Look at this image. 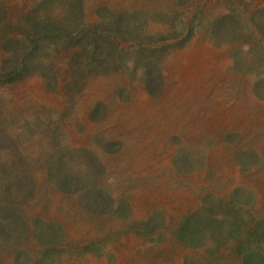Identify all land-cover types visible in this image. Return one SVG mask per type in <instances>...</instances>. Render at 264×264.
Segmentation results:
<instances>
[{"label":"rangeland","instance_id":"374dc122","mask_svg":"<svg viewBox=\"0 0 264 264\" xmlns=\"http://www.w3.org/2000/svg\"><path fill=\"white\" fill-rule=\"evenodd\" d=\"M30 17L71 34L33 55ZM8 39L33 73L5 85ZM16 152L34 191L6 204L0 264H264V0H0Z\"/></svg>","mask_w":264,"mask_h":264},{"label":"trees","instance_id":"16d2710c","mask_svg":"<svg viewBox=\"0 0 264 264\" xmlns=\"http://www.w3.org/2000/svg\"><path fill=\"white\" fill-rule=\"evenodd\" d=\"M71 8L79 9V11H77L78 13L82 10L80 9V6L77 5H73ZM27 23V33L29 34L28 37H32L31 43L33 45L31 47V50L34 51L31 54L33 55H37V42L42 37H45L51 43H54L57 39H61L63 35L69 36L71 34L69 33V30L65 28L63 22L61 21L53 22L48 20L46 22H38L34 17H30L29 19H27ZM15 42L19 44V46H14L13 44H15ZM20 43V41H13L11 39H8V41L4 45L5 47L3 48V51L5 52V54H10L8 55L9 57H7V59L5 60L2 69V73L4 74L2 76H7L6 79H2L4 81L3 84L5 85L15 84L16 82L23 80L22 78L24 75H31L33 73L32 70H29L28 65L27 63H25L24 59H21V57L26 58L27 55H18V50L21 47ZM5 71L7 73H5ZM16 157H18L17 152L15 153V158ZM17 163L18 165L16 166V161H11V163H9L11 167H8L6 163H0V180L3 184H5L3 185L2 197L0 198L2 201H4L3 203L0 202V220L3 221L10 220L13 216L11 211L12 209H10V207L6 204L12 202V199L14 200V191H16V195L25 198H29V196L33 194L31 192L34 191L32 176H30L27 172L26 175H23L24 173H21V170L23 171V167H26V164L22 165V163H26L25 160L20 158L19 156L17 158ZM48 166L49 169H53V162L50 161ZM14 170L20 171L16 172ZM25 200L27 199H24L23 202Z\"/></svg>","mask_w":264,"mask_h":264},{"label":"bare ground","instance_id":"6f19581e","mask_svg":"<svg viewBox=\"0 0 264 264\" xmlns=\"http://www.w3.org/2000/svg\"><path fill=\"white\" fill-rule=\"evenodd\" d=\"M213 56L218 58L213 54L211 47L206 45L194 51L184 52L179 59L183 85L190 87L195 82V78L198 75L199 70H206L208 68L209 60L212 59Z\"/></svg>","mask_w":264,"mask_h":264}]
</instances>
